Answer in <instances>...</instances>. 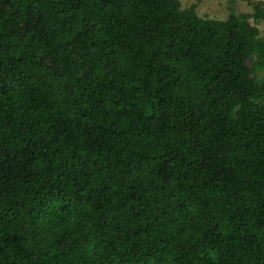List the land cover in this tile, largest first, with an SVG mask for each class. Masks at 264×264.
<instances>
[{
	"label": "trees",
	"instance_id": "trees-1",
	"mask_svg": "<svg viewBox=\"0 0 264 264\" xmlns=\"http://www.w3.org/2000/svg\"><path fill=\"white\" fill-rule=\"evenodd\" d=\"M0 0V264H264V1Z\"/></svg>",
	"mask_w": 264,
	"mask_h": 264
},
{
	"label": "rangeland",
	"instance_id": "rangeland-1",
	"mask_svg": "<svg viewBox=\"0 0 264 264\" xmlns=\"http://www.w3.org/2000/svg\"><path fill=\"white\" fill-rule=\"evenodd\" d=\"M183 8L189 7L192 4L196 5V13L198 16L210 20H225L228 9L233 8L237 14L250 13V3L262 2L264 0H179ZM251 25L258 28L260 36H264V22L254 23L249 20Z\"/></svg>",
	"mask_w": 264,
	"mask_h": 264
}]
</instances>
